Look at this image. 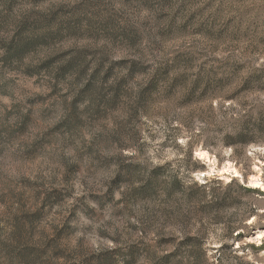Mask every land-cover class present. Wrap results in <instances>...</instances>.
<instances>
[{
  "label": "rangeland",
  "instance_id": "rangeland-1",
  "mask_svg": "<svg viewBox=\"0 0 264 264\" xmlns=\"http://www.w3.org/2000/svg\"><path fill=\"white\" fill-rule=\"evenodd\" d=\"M259 181L264 0H0V264H264Z\"/></svg>",
  "mask_w": 264,
  "mask_h": 264
},
{
  "label": "bare ground",
  "instance_id": "bare-ground-1",
  "mask_svg": "<svg viewBox=\"0 0 264 264\" xmlns=\"http://www.w3.org/2000/svg\"><path fill=\"white\" fill-rule=\"evenodd\" d=\"M227 167H228V166H227ZM230 167H231V166H230ZM224 171H225V170H224ZM234 172H235V173H234L235 175H238V172H237V171L234 170ZM257 178H258V177H257ZM256 181H257V180H256ZM252 184H253V186L256 187V188H259V187H260V188L264 189V184L261 183L260 181H259V182H252ZM258 233H259V234H258V236H257V239L260 240V239L263 238V236H264V231L261 230V231L258 232ZM257 239H256V240H257Z\"/></svg>",
  "mask_w": 264,
  "mask_h": 264
},
{
  "label": "trees",
  "instance_id": "trees-1",
  "mask_svg": "<svg viewBox=\"0 0 264 264\" xmlns=\"http://www.w3.org/2000/svg\"><path fill=\"white\" fill-rule=\"evenodd\" d=\"M240 137H242V135ZM175 181H176V185H177L178 184V181L177 180H175Z\"/></svg>",
  "mask_w": 264,
  "mask_h": 264
}]
</instances>
